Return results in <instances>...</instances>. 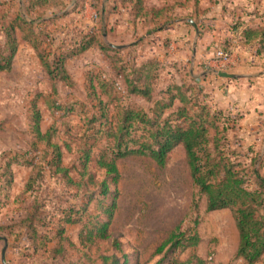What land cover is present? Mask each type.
I'll return each instance as SVG.
<instances>
[{"label": "trees", "instance_id": "obj_1", "mask_svg": "<svg viewBox=\"0 0 264 264\" xmlns=\"http://www.w3.org/2000/svg\"><path fill=\"white\" fill-rule=\"evenodd\" d=\"M110 1L107 9L91 4L96 16L93 21L98 24L101 33L105 32L107 16L119 7L129 6L134 23L154 22L156 30L173 19L174 8L191 6L192 16L198 13L200 0H174L172 6H147L145 0ZM5 16L0 15V34L4 39L0 72L11 67L17 50L14 22L22 19L6 16L8 19L5 20ZM238 27L240 44L252 50L255 59L264 67V17L257 25L238 22L232 29ZM24 40L29 41L27 38ZM70 46L68 51L62 48L61 53L46 46L33 48H41L37 56L47 73L64 82L69 80L64 69L65 62L92 47H96L116 69L107 77L89 76L88 86L93 94L106 98H98L95 107L98 115L88 118V128L81 135L79 132L71 135L72 140L81 143L75 148V162L70 166L63 164L64 150L72 152L73 147L70 142H57L38 165L27 157L29 152L26 151L20 152V162L17 161L18 153L0 169L2 191H6L13 182V165L32 168L23 190L15 197V201L24 205L22 209L25 212L17 222L26 227L32 247L31 252L26 251L22 255L33 258L38 250L43 251L51 264H57L58 260L68 257V249L72 247L77 254L76 262L81 257L89 264L94 262V258L100 264H133L132 254L123 250L117 238L112 239L111 249L119 252L120 256L99 250L100 244L110 238V226L117 208V191L110 192L108 177L111 184L116 185L119 179L117 162L131 156H147L163 167L169 153L181 146L192 184L205 198V211L229 210L232 215L238 236L234 259L240 260L241 264H260L264 259V151L254 145L243 144L238 134L242 114L213 104L209 93L196 83L176 82L167 73L169 78L162 82L160 75L166 64L157 58H147L138 64L132 62L133 66L129 67L118 55L124 48L98 41L93 31L80 34ZM230 46L225 42L218 47L232 53ZM49 56L51 59H48ZM115 64L119 65L116 67ZM121 87L125 89L121 91ZM126 97L143 99L148 106L145 108ZM121 100L124 104L114 107L113 116L109 112L110 106ZM32 118L35 138L50 144L52 130L41 131L37 110L32 111ZM95 122L97 125H93ZM53 133H56L55 127ZM99 138H104L106 147L94 153ZM93 165L104 173V177L98 183L97 192H88L81 187V180L85 177L87 181L94 182L90 174ZM74 171L79 180L71 176ZM46 176L63 181L67 188L73 189L71 198L59 203L53 201L51 205L49 199L42 203L33 200L27 205L25 195L36 193V184L41 185ZM93 201L94 206L90 207ZM11 228L13 225L0 226V231L9 232ZM199 242L195 232L191 234L177 225L156 248L155 254L164 252V256L155 264H206L198 254L183 262L172 258L176 252L195 248ZM0 264L7 263L0 260Z\"/></svg>", "mask_w": 264, "mask_h": 264}, {"label": "rangeland", "instance_id": "obj_2", "mask_svg": "<svg viewBox=\"0 0 264 264\" xmlns=\"http://www.w3.org/2000/svg\"><path fill=\"white\" fill-rule=\"evenodd\" d=\"M101 2L102 0H0V15L22 18L14 22L17 50L11 67L0 72L1 170L5 162L12 157L15 158L18 153L17 161L20 162V152L26 151L29 152L27 157L38 165L57 142H70L73 147L72 152L64 150L63 164L70 166L76 161L75 148L81 143L72 140L71 135L74 132L81 135L83 130L88 128V118L91 115H98L95 108L98 98H106L98 93L97 96L93 94L88 86L89 76L107 77L113 74L116 68L113 69V65L102 53L96 47H92L65 62L64 69L69 80L64 82L57 77L52 78L47 73L37 56L41 48L35 50L33 47L46 46L61 53L62 48L68 51L80 34L90 31H93L97 40L102 43L117 44L128 41L127 30L125 31L123 25L114 24L110 28L106 26L105 35L98 29V24L95 25L93 19L96 16L91 4L99 6ZM216 2L227 8L231 28L238 22L253 26L263 21L264 0H216ZM6 16L5 20L8 19ZM104 19L103 16L102 20ZM3 42V36L0 34V52L4 48ZM151 42L152 40L144 42L143 48L137 46L123 49L118 55L129 67L133 66L132 62L138 64L142 61L140 59L144 58V52L148 51ZM48 59H51V56ZM254 64L257 68L252 70L254 71L252 77L253 80H257L256 77L259 76L257 71H261L262 74L264 67L258 61H254ZM115 65L117 67L119 64ZM212 65L214 71H223L217 62L214 61ZM116 77L118 78V75ZM160 77L162 82L169 78L165 70ZM259 79L263 80L261 86L264 87V77ZM120 83L123 86L122 81ZM123 89L125 88L121 87V91ZM126 98L140 103L145 108L148 106L143 99ZM124 100L115 101L110 106V114L115 116L114 107L124 104ZM33 110L39 112L41 131L52 130L48 141L50 144L35 138L32 131ZM93 125H97V122ZM54 127L56 133H53ZM105 143L104 138H99L94 153L106 147ZM18 165L20 164L12 166L13 182L8 190L0 191V205L4 204L6 214L11 216L23 211L24 205L15 201V197L22 191L28 172L30 175L32 173L31 166L22 168ZM117 167L119 171L117 184H111L108 177L110 192L113 193L115 189L117 191L116 213L110 226V238L100 244V251L116 253L111 249V243L113 238H117L123 250L132 254L133 264H155L164 256V252L156 255V248L170 231L180 225L182 230L191 234L195 232L200 242L195 248L176 252L173 257L168 253L169 258L183 262L191 255L198 254L206 264H240L239 260L234 259L238 236L232 215L229 210L205 211V198L192 184L181 146H177L169 153L163 167H159L147 156L122 158L117 162ZM90 174L93 175L94 182L91 183L84 177L81 180V187L88 189V192H97L98 183L103 179L104 173L93 165ZM71 176L77 179V172L74 171ZM37 184L36 193L25 195L27 205L33 200L42 203L49 199L50 204L53 201L56 203L69 201L71 198L70 193L73 189L67 188L63 181L46 176L41 185ZM94 203L93 201L89 206L93 207ZM116 254L120 256L119 252ZM46 259L45 255L41 254L34 258L30 257L27 263L36 264L39 260L37 264H46ZM94 259L90 264H100L99 260ZM76 261L77 254L71 247L68 249V257L65 260H58L57 264H89L81 257L79 262ZM6 263L15 264L11 260H7ZM261 264H264V259Z\"/></svg>", "mask_w": 264, "mask_h": 264}, {"label": "crops", "instance_id": "obj_3", "mask_svg": "<svg viewBox=\"0 0 264 264\" xmlns=\"http://www.w3.org/2000/svg\"><path fill=\"white\" fill-rule=\"evenodd\" d=\"M174 3V0H145L147 6H172ZM109 4H111L110 0L101 2V6L105 9ZM191 9V6L174 8L173 19L154 30V22L145 24L137 21L134 23L129 14V6L119 7L116 12L107 16L106 26L110 28L114 24L123 25L129 39L122 43L109 42V44L124 49L137 46L143 48L144 42L152 40L148 51L144 52V58L140 60L159 59L166 64L165 73L175 78L176 82L196 83L209 93L211 102L216 106L239 111L242 116L238 134L243 144L254 145L256 149L263 152L264 87L261 86L263 80L260 81L259 78L264 77V72L261 74L258 70L259 76H255L258 79L253 80L254 71L252 70L257 68L254 64L257 60L252 50L240 44L238 37L240 27L231 28V18L226 7L223 8L216 0H200L198 13L192 16ZM188 19L195 23L198 33L187 21ZM225 42L231 45L232 64L223 71L239 77L229 79L214 73L212 63L215 61L213 60L215 47ZM5 207L4 204L0 205V226L13 225V228L9 232L0 231V253L4 244L2 238H6L8 247L5 251V261L11 260L15 264H21L22 261L23 264H28L30 257L26 258L22 253L31 252L32 247L27 237L26 227L17 222L23 218L25 212L22 209L23 211L19 214L11 216V214H6ZM41 254H44L43 251L38 250L34 257ZM44 255L47 256V254ZM42 262L44 263L43 260ZM45 262L50 264L47 259ZM239 262L241 264L240 260Z\"/></svg>", "mask_w": 264, "mask_h": 264}, {"label": "built area", "instance_id": "obj_4", "mask_svg": "<svg viewBox=\"0 0 264 264\" xmlns=\"http://www.w3.org/2000/svg\"><path fill=\"white\" fill-rule=\"evenodd\" d=\"M214 60L220 65L223 70L228 69L232 64V53L227 52L220 47H215Z\"/></svg>", "mask_w": 264, "mask_h": 264}, {"label": "water", "instance_id": "obj_5", "mask_svg": "<svg viewBox=\"0 0 264 264\" xmlns=\"http://www.w3.org/2000/svg\"><path fill=\"white\" fill-rule=\"evenodd\" d=\"M196 30V32L198 33L197 29H196V26H195V23L191 20V19H188L187 20ZM114 47H118L116 45H112ZM214 73L220 77H223V78H236V77H239L238 75H234V74H231V73H228L226 71H214ZM3 241H4V244H3V247L1 249V253H0V260L5 263V259H4V256H5V251L8 247V244H7V239L6 238H2Z\"/></svg>", "mask_w": 264, "mask_h": 264}]
</instances>
